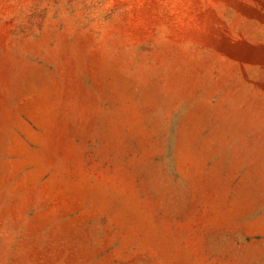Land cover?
<instances>
[{
	"label": "rangeland",
	"instance_id": "1",
	"mask_svg": "<svg viewBox=\"0 0 264 264\" xmlns=\"http://www.w3.org/2000/svg\"><path fill=\"white\" fill-rule=\"evenodd\" d=\"M0 264H264V0H0Z\"/></svg>",
	"mask_w": 264,
	"mask_h": 264
}]
</instances>
